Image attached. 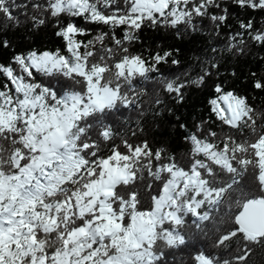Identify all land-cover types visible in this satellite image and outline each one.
<instances>
[{
  "label": "snow or ice",
  "instance_id": "obj_1",
  "mask_svg": "<svg viewBox=\"0 0 264 264\" xmlns=\"http://www.w3.org/2000/svg\"><path fill=\"white\" fill-rule=\"evenodd\" d=\"M229 2L264 13V0H0V48L12 50L0 61V264H168L201 237L214 251L191 264H249L264 250V103L216 83L215 122L179 124L182 156L147 138V119L205 84L221 52L264 47V26L238 18L195 77L165 72L180 48L142 33L220 35ZM44 26L59 46L16 51L6 34ZM250 77L255 99L264 75Z\"/></svg>",
  "mask_w": 264,
  "mask_h": 264
},
{
  "label": "trees",
  "instance_id": "obj_2",
  "mask_svg": "<svg viewBox=\"0 0 264 264\" xmlns=\"http://www.w3.org/2000/svg\"><path fill=\"white\" fill-rule=\"evenodd\" d=\"M17 2L22 5L27 0H17ZM227 6L229 8L228 24L232 28L223 27L220 35L211 34L209 31L204 30L187 36L183 41H180L164 31L156 32L146 29L142 33L144 42L153 48H155L158 41L164 47L180 48V52L177 54V57L181 61L180 67L177 68L169 64L164 66L165 72L179 73L188 71L195 77L198 72L199 61L206 60L213 55L210 49L216 47L218 50H222L226 46L229 31L238 29V18H253L258 26H264V23H262L264 22V13L249 10L246 16L245 12L237 5L229 2ZM53 32L54 30L51 27L44 26L35 33L29 31L26 27H21L6 34L15 50L20 51L21 49L33 46L48 48L59 46L61 41L54 36ZM26 36L28 37L27 39H25ZM136 47H139V45ZM11 56V49L0 48V61L8 62ZM233 71L236 73L235 76L232 75ZM216 72L219 75H216ZM252 72L264 75V47L250 44L248 54L240 57L221 52L219 68L214 70L213 76L209 77L205 84L200 87L190 86L185 92L183 103L177 104L175 101L168 99L166 101L167 107L162 110V115L155 117V121L151 117L147 119V138L154 141V145L165 144L170 151L182 156L187 145L183 141L185 132L179 128V124L185 123L188 129L194 130L195 124L200 120L211 118L215 122V116L211 113V105L208 101L215 95L214 87L216 83H224L225 86L235 87L242 94L248 92L250 102L256 105L264 103V93L256 94V98L253 99L250 89V73ZM167 108H172L173 111L169 113ZM212 126L216 127V123H213ZM252 194H258L255 188H252ZM211 244V240L201 237L198 241L192 242L187 247L181 248L178 251H170L168 253V264H191V254L198 248L206 249L209 252L214 251ZM173 256L176 257L175 261L172 260ZM223 256L227 258L229 253L225 252ZM249 264H264V250L257 248L250 257Z\"/></svg>",
  "mask_w": 264,
  "mask_h": 264
}]
</instances>
